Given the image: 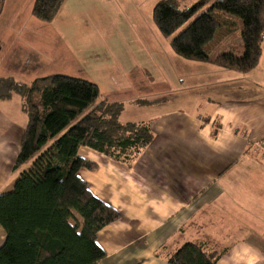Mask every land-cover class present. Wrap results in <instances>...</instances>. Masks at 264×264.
I'll use <instances>...</instances> for the list:
<instances>
[{
	"label": "crops",
	"instance_id": "obj_1",
	"mask_svg": "<svg viewBox=\"0 0 264 264\" xmlns=\"http://www.w3.org/2000/svg\"><path fill=\"white\" fill-rule=\"evenodd\" d=\"M172 59L188 68L177 72L178 86L167 73L159 86L149 75L136 82L149 103L123 123L148 125L154 140L132 164L79 151L98 166L80 178L121 215L98 234L106 253L99 264H169L186 243L221 254L217 264H264V43L247 74ZM24 61L26 70L32 62ZM26 125L20 97L0 101V194L20 175L14 166ZM5 239L0 225V247Z\"/></svg>",
	"mask_w": 264,
	"mask_h": 264
},
{
	"label": "trees",
	"instance_id": "obj_2",
	"mask_svg": "<svg viewBox=\"0 0 264 264\" xmlns=\"http://www.w3.org/2000/svg\"><path fill=\"white\" fill-rule=\"evenodd\" d=\"M186 1L160 0L153 11L161 35L171 40L178 56L242 74L258 66L264 0H198L181 9ZM64 2L35 0L32 15L51 23ZM231 19L244 27L242 53L211 57L205 46ZM99 95L96 84L64 75L39 78L30 85L0 78V101L20 97L27 116L14 166L20 175L12 191L0 194V225L6 233L0 264H99L105 259L98 234L121 215L97 199L80 178L81 170L95 171L98 166L81 158L79 151L89 148L130 165L153 142L154 133L143 123H123V105L99 101ZM220 259L218 252L186 243L168 263L217 264Z\"/></svg>",
	"mask_w": 264,
	"mask_h": 264
},
{
	"label": "rangeland",
	"instance_id": "obj_3",
	"mask_svg": "<svg viewBox=\"0 0 264 264\" xmlns=\"http://www.w3.org/2000/svg\"><path fill=\"white\" fill-rule=\"evenodd\" d=\"M159 1L65 0L56 18L44 23L32 15L35 0H5L0 21V78L12 77L27 85L51 75L90 81L99 88V101L123 105L124 122L148 105L135 88L140 76L149 75L155 81L151 85L159 86L160 77L167 73L165 81L178 86L177 72L188 69L173 62L175 55L189 63L173 51L171 40L161 35L154 21ZM197 1L188 0L181 9ZM229 22L205 46L211 57L242 53L243 24L238 19ZM24 58L32 62L24 66L26 70L21 68ZM237 84L247 87L241 81ZM174 94L165 97L173 99ZM17 109L15 105L11 113Z\"/></svg>",
	"mask_w": 264,
	"mask_h": 264
}]
</instances>
